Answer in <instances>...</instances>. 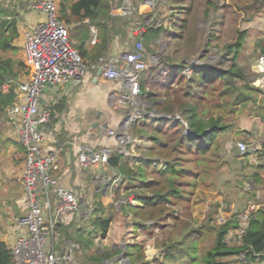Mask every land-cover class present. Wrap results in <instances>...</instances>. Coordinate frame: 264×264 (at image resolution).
Masks as SVG:
<instances>
[{
    "label": "trees",
    "instance_id": "trees-1",
    "mask_svg": "<svg viewBox=\"0 0 264 264\" xmlns=\"http://www.w3.org/2000/svg\"><path fill=\"white\" fill-rule=\"evenodd\" d=\"M232 1L237 10L243 9L249 17L252 15L249 11L256 13L264 8V0H250L246 4H242L243 0ZM111 6V0H58L59 18L67 27L73 21H81L85 18L88 19V25L100 26L112 19ZM8 13L13 14L9 11ZM185 28L186 18L177 30L171 33V38L177 45L182 40V32ZM164 29L153 33V28L150 26L146 32L139 34L140 40L137 42L145 41V47L149 50L147 44H150L151 39L157 37ZM16 35L15 20L0 19V50H15L11 42ZM243 38V31H238L237 39L224 46L225 53L222 56L229 59L228 64L222 68L206 61L192 63L186 57L174 62L173 60L168 62L166 57L161 59L169 63L166 64L167 67H172V74L185 79L181 94L178 91H168L169 93L164 94L162 91L157 94L152 91L146 92V98L153 102L151 109H155L153 112L156 116L143 115L140 121L129 126V132L133 138L134 136L146 137L148 144L140 149L139 157H129L122 152L113 151L107 159L106 164L115 169L114 177L120 178L114 187V196L118 195L120 186L127 195L118 210L123 216L130 217L132 223L139 227L165 229L180 227L182 231L180 238L169 239L170 243L164 244L166 246L160 264L184 262L186 264H228L225 257H231L241 264H264V204L255 208L250 207L241 236L235 243H230L227 239L230 230L238 227L237 221L232 219L217 225L214 228L212 245L200 256H198V242L205 226L213 227L209 224L212 218L210 216L206 223L194 225L188 212L190 198L202 172L201 166L204 169L206 158L209 157L208 160L211 161L220 154L222 145L218 142L219 137L230 130V124L225 123L221 116L206 114L205 99L208 97L214 99L216 94V98L230 102L233 106L246 103L251 92H260L258 88L250 84L246 73L236 61L243 45ZM209 43L210 40H207L206 45ZM142 45L144 48L143 43ZM256 47L264 55V38L257 42ZM205 52L204 48L200 60L205 57ZM99 56L103 55L97 57ZM23 69L25 64L21 60L0 58V120L5 117L6 108L15 101V82ZM186 69L190 71L188 76L183 74ZM140 87L141 93H144L142 81H140ZM63 106L64 102L59 101L53 105V111L52 108H47L53 115V112L61 111ZM175 115L179 116L180 120L174 118ZM186 130H189L190 134L185 133ZM249 154V152L240 154L237 150L233 156L241 162L242 158ZM254 155L259 161L257 167L264 172V142ZM182 161L184 164H181ZM251 179L257 182L261 180L256 172L252 173ZM96 196H100L99 191ZM115 200L117 199H113ZM113 201L106 206L100 200H95L91 205L92 210L85 226L77 228L75 225L76 231L85 229L87 233L92 234L91 237L97 235L96 238H105L112 221L108 211ZM78 232L74 233L73 230L70 233L68 229H65L66 237L79 245L78 250L85 251L93 245V241L91 237L82 238ZM125 249L124 258L128 259L127 264H149L144 260L141 243H132ZM120 252L122 251L113 250L102 253L96 251L88 256V259L93 264H104V260L111 259ZM240 258H243V261H240ZM0 264H12L10 248L3 241H0Z\"/></svg>",
    "mask_w": 264,
    "mask_h": 264
},
{
    "label": "rangeland",
    "instance_id": "rangeland-1",
    "mask_svg": "<svg viewBox=\"0 0 264 264\" xmlns=\"http://www.w3.org/2000/svg\"><path fill=\"white\" fill-rule=\"evenodd\" d=\"M130 1L134 8L133 1ZM249 2L250 0H243L242 4ZM142 3L147 8L143 16L146 15L148 20L151 19V22L157 24L159 29L165 28L161 36L157 38L156 45L153 46L156 49L159 48V53H161V57L160 55L155 57L157 62L164 57L168 58V62L186 57L192 63L206 61L218 68L225 67L229 58H223L222 56L225 53L224 46L233 43L237 39V32L243 31V45L236 61L246 73L250 84L260 90V92H251L246 103L233 106L230 102L216 98V94L214 99H212L213 97L205 99L206 114L221 116L225 123L230 124V130L219 137L218 142L222 145L223 151L221 150L217 157H212L213 160L211 161L208 160L209 157L206 158L204 169L201 166L202 172L189 202L188 212L194 225L206 223L210 216L212 218L209 224L213 227L205 226L203 235L198 242V256H200L212 245L215 234L214 228L217 225L227 220H236L238 227L230 230L227 239L228 242L235 243L244 228L245 221L242 217H246L245 215L250 211V207L255 208L264 204V172L257 167L259 161L254 155V152L264 142V70L258 66V57L262 54L256 47L257 42L264 38V8L256 13L248 10L252 14L249 17L243 9L237 10L232 0H142ZM135 10L128 17H133L138 12L137 9ZM56 13L60 14L58 6ZM184 18H186V28L182 32V40L177 45L172 40L171 33L177 30ZM69 38L73 44L70 30ZM207 40H210L209 45H206ZM73 46L75 47L74 44ZM204 48L206 51L205 57L200 60ZM21 50V47L15 48V50H0V58L8 57L24 62ZM165 62L162 64L164 69L167 68L166 64H169ZM149 71L150 75L144 78L145 81L143 80L145 89L156 94L161 91L162 94L168 91H178L181 94V87L185 83L184 78L176 77L175 74L171 73L172 70L159 77L157 75L162 72L160 68ZM187 73L188 71H183L184 76H188ZM26 75V69L21 70L20 76L15 82L16 87L25 80ZM136 111L141 110L137 108ZM173 117H176V115ZM138 121H140L139 118L135 123ZM2 122L0 120V123ZM7 123L11 130L1 129L0 131V236L9 232L15 217L22 212L18 208L19 202L20 200L23 202V199L18 198L21 194L20 184L25 149L14 131L12 120H8ZM15 125L17 126L18 122ZM129 128H127V132H129ZM106 132L113 135L112 130ZM127 134L125 129L127 137L125 138L131 141L129 142L130 147L127 144L123 145V148L129 153V157L136 158L141 147L146 146L148 142H139L138 138L140 136H134L133 139H130ZM239 142L245 144L243 152L250 153L244 156L241 162L233 156V153L237 151L236 145ZM181 164H184V162L182 161ZM253 172L258 173L261 178L260 181L257 182L251 179ZM94 186L99 188L101 186V189L104 187L101 179H97ZM65 188L71 187L66 186ZM104 196V198L111 199L104 204L106 206L110 205L113 199H117L113 201L108 211L112 221L106 237L99 239L96 238L97 235L91 237L92 234L87 233L85 229L78 230L82 238L91 237L93 241L89 254L92 255L96 251H108V248L111 249L110 251L123 250L124 252L128 245L139 242L143 247L144 260L149 264H160L166 246L164 244L170 243L169 239L180 238L182 234L180 227L165 229L136 226L132 223L130 217H125L118 211L123 199L127 198L123 187L120 186L119 193L116 196H114V187L110 188L108 194ZM96 198L98 197L94 198L92 193L88 199L94 202ZM51 206L54 208L53 203ZM75 225L74 223L71 227L74 233L78 232ZM62 237L60 229L53 234L52 244L55 250H57ZM111 245H115V247H111ZM78 251L75 252L77 255L85 256V253H82L84 251L81 250L77 253ZM120 253L114 256L119 261L121 260L122 264H127L119 256ZM224 259L228 264H241V262H235L231 257H225ZM240 259V261H243V258Z\"/></svg>",
    "mask_w": 264,
    "mask_h": 264
},
{
    "label": "crops",
    "instance_id": "crops-1",
    "mask_svg": "<svg viewBox=\"0 0 264 264\" xmlns=\"http://www.w3.org/2000/svg\"><path fill=\"white\" fill-rule=\"evenodd\" d=\"M32 1L33 0H0V19L8 18L15 20L17 35L12 40L11 45L14 48L21 47L22 53L24 34L27 31H31L44 19L41 11L31 6ZM132 1L134 10L137 9L138 11L133 17L124 16L122 14L124 0H111L112 6L110 8V15L112 19L107 21V23H102L100 26L95 24L88 25V19L85 18L81 21H73L69 24L68 27L72 42L86 62H92L98 55H103L112 64H121L125 53L140 40L139 34L135 31L138 24L144 28V32H146L147 28L150 26L153 28V33L159 30L157 24L152 23L151 19L148 20L146 15L143 16L147 8L143 5L142 0ZM56 4L58 6V0ZM8 11L13 12V14H9ZM91 28L96 30V40L94 43L91 42ZM161 33L163 32L161 31L157 37L151 39L150 44H147L149 50L146 49L145 41L142 40L147 63V68L140 76L139 81H142V83L144 78L150 75L149 70L160 68L162 72L157 75L158 77L163 74L165 75L168 71L171 72L172 67L164 69L162 67L163 62H157L155 60L157 55L161 57L159 48L156 49L153 47L156 45L158 41L157 38L161 36ZM144 90L145 92L141 93V96L139 95L131 101L126 100L124 99L127 93V83L125 80H107L90 69H86L78 76V79L72 80L69 83L46 86L42 90L43 100H45L42 104L48 108L50 107V109L52 108V111L55 103L59 101L64 102L62 110L53 112V115H51L47 130L45 131L47 147L56 150L58 155L56 162L50 169V174L59 185L71 187V189H74L80 194L83 203L81 213L75 214L66 212L60 217L57 225L56 230L60 229L63 236L59 242L57 251H66L70 255L69 261L66 260L63 264H93V262L88 259V256L91 255V253L89 254L91 251L90 248L82 252L85 253V256L77 255L75 252L78 250L79 245L74 240L66 237L65 229H68V232L72 233V223H75L77 228L84 227L88 216L83 210L93 203V200L90 201V199H88L89 196L93 193L95 198L96 192L99 191L100 196L95 200H100L103 204H106L111 199L108 197L104 198V195L108 194L110 188L117 185V182L113 181L116 174L115 169L106 164L101 169V174L109 178V184L105 191V184L103 183L104 187H102V189L101 186L100 188L97 186L95 187L94 185H96L97 182L95 176L96 171L84 168L80 164L78 157L83 151L90 152L100 149H109L110 154L113 151H120L123 148V144L121 143L122 137L119 136L121 132L120 122L127 113L133 115L135 110L139 108L141 110L139 119H141L143 115L151 117L156 116L153 112L155 109H151L153 105L152 100L146 98V92L150 90L145 88ZM160 116H164V114H160ZM4 119L5 120L1 119V122H3L0 123V131L1 129L11 130L7 123L8 118L6 115ZM131 124L132 123H128L126 126V133H128L127 135H129L130 139H133L131 134H129L130 132H127V128ZM107 130H112L113 135L107 134ZM138 140L139 142H147V138L144 136L139 137ZM139 156L140 153L136 155V157ZM20 187L21 194L18 199H23V202L20 200L18 208L22 211L20 213L22 214L24 211L22 184H20ZM63 227L65 229H63ZM15 234L16 230L13 221L9 232L0 236V241L5 242L10 247L14 242ZM113 246L115 247V245H111V247ZM110 250L111 249L108 248V251ZM121 251L123 252V250ZM79 252H81V250L77 253ZM99 252L102 253L103 251ZM120 261L116 256H113L111 259L104 260L103 263L118 264Z\"/></svg>",
    "mask_w": 264,
    "mask_h": 264
},
{
    "label": "built area",
    "instance_id": "built-area-1",
    "mask_svg": "<svg viewBox=\"0 0 264 264\" xmlns=\"http://www.w3.org/2000/svg\"><path fill=\"white\" fill-rule=\"evenodd\" d=\"M56 1L31 2L32 7L41 11L44 19L24 34L23 57L27 77L17 85L15 101L6 108V116L8 120H12L14 131L25 149L21 173L24 211L14 219L16 234L9 247L12 264H63L68 260V252L54 249L52 237L60 217L66 212L81 213L83 205L80 194L74 189L60 186L50 174L58 155L56 150L47 147L45 141L51 113L42 104L45 102L42 90L46 86L69 83L78 79L86 69H90L107 80H125L127 93L124 99L131 101L141 94L139 80L141 73L147 68L141 42H136L125 53L121 64H112L104 56L86 62L71 43L68 27L56 13ZM133 10L131 1L124 0L122 14L131 16ZM135 31L140 34L144 28L138 24ZM91 32V42L94 43L96 30L91 28ZM257 63L264 70L263 54L258 57ZM186 71L187 74L190 73L188 69ZM140 116V111L134 112L129 123H134ZM174 118L179 119L177 115ZM129 142V139H123L121 143L127 145ZM236 148L243 152L245 144L239 142ZM119 152L129 156L125 148ZM109 155V149H100L83 151L78 158L84 168L96 171V178L106 185L109 184V178L101 174V169L106 165ZM118 180L119 176L113 178L114 182ZM91 210L92 206L89 205L83 211L89 216ZM242 218L246 223V217Z\"/></svg>",
    "mask_w": 264,
    "mask_h": 264
},
{
    "label": "water",
    "instance_id": "water-1",
    "mask_svg": "<svg viewBox=\"0 0 264 264\" xmlns=\"http://www.w3.org/2000/svg\"><path fill=\"white\" fill-rule=\"evenodd\" d=\"M50 86H51V85H50ZM130 116H131V115H130L129 113H127V114L123 117L122 121L120 122V129H121V132L119 133V136L122 137L123 139H126V138H125V137H126V135H125V129H126V126H127L128 123H129V118H130ZM185 133L190 134V131H189V130H186ZM107 186H108V184L105 185L104 190L107 188ZM119 256L122 257V258H121L122 260H124L125 262H128V259H127V258H123V252L120 253ZM118 264H122V262H119Z\"/></svg>",
    "mask_w": 264,
    "mask_h": 264
}]
</instances>
